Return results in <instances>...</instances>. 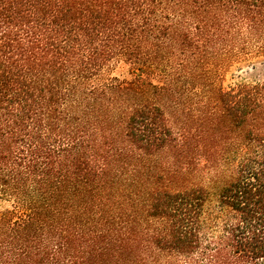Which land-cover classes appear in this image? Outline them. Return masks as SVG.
I'll list each match as a JSON object with an SVG mask.
<instances>
[{
    "label": "trees",
    "instance_id": "obj_1",
    "mask_svg": "<svg viewBox=\"0 0 264 264\" xmlns=\"http://www.w3.org/2000/svg\"><path fill=\"white\" fill-rule=\"evenodd\" d=\"M258 55L264 0H0V264H264V80L215 93L212 209L151 163L156 101Z\"/></svg>",
    "mask_w": 264,
    "mask_h": 264
},
{
    "label": "rangeland",
    "instance_id": "obj_2",
    "mask_svg": "<svg viewBox=\"0 0 264 264\" xmlns=\"http://www.w3.org/2000/svg\"><path fill=\"white\" fill-rule=\"evenodd\" d=\"M210 69L200 82L175 91L170 99L156 101L163 108L175 136L185 135L187 139L183 146H171L151 159V163L169 178L171 187L195 183L206 186L209 190L208 210L213 208L217 189L229 171L220 159L205 162L200 155L210 148L219 153L229 143L236 145L241 139V131L230 130L215 93L219 88L227 89L241 81H263L264 55L243 57L218 72L214 67ZM209 137H215V141L211 142ZM7 206V202L0 200V212Z\"/></svg>",
    "mask_w": 264,
    "mask_h": 264
}]
</instances>
